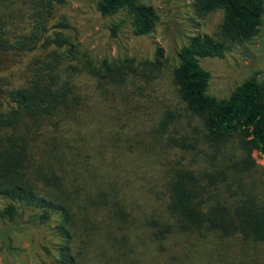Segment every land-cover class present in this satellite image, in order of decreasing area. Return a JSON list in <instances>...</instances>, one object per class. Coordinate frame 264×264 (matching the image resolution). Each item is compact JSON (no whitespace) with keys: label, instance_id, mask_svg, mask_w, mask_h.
<instances>
[{"label":"trees","instance_id":"1","mask_svg":"<svg viewBox=\"0 0 264 264\" xmlns=\"http://www.w3.org/2000/svg\"><path fill=\"white\" fill-rule=\"evenodd\" d=\"M67 1L0 0V195L40 209L41 218H58V264H264V203L245 192L243 176L255 166L253 152L264 157V80L251 76L216 99L200 66V59L259 34L264 1H194L199 17L216 11L223 17L215 36L197 34L179 49L172 80L184 125L168 112L141 127L137 153L157 165L160 189L138 235L128 230L134 217L124 181L106 163L126 153L110 131L120 122L107 113H134L126 88L134 79L115 73L106 59L94 64L54 30L63 28L50 24ZM95 6L104 18L118 17L109 24L112 38L126 25L134 36H147L159 19L144 0ZM13 69L22 78L18 86L9 82ZM187 128L200 134L195 145ZM105 137L116 152L107 151ZM200 144L209 152H199ZM201 159L206 166L195 168ZM5 211L16 214L13 206Z\"/></svg>","mask_w":264,"mask_h":264},{"label":"rangeland","instance_id":"2","mask_svg":"<svg viewBox=\"0 0 264 264\" xmlns=\"http://www.w3.org/2000/svg\"><path fill=\"white\" fill-rule=\"evenodd\" d=\"M194 1L144 0L156 9L159 19L153 32L142 37L134 36L129 25H126L117 37L112 38L109 24L117 21L118 17L100 16L96 10V0H68L58 9L56 19L50 24H62L63 28L54 30L65 33L69 37L70 48L90 57L94 64L99 66L101 60L106 59L115 73L121 71L134 79L126 87L127 94L132 96V106L127 110H134V113H107L115 122H120L113 124L110 131L118 134L120 148L126 153L118 157L116 153L111 156L109 152L107 158L111 156L114 159H107L106 163L110 164L109 170L114 172L113 178L124 181L122 192L134 217L128 230L137 235L142 234L141 216L149 217L154 212L155 194L160 189L157 165L153 166V160L146 162V158L151 157L137 153L142 139L141 127H152L168 112L178 117L177 124L175 121L177 126L179 123L184 125V108L172 80V70L179 62V49L197 34L215 36L223 17L221 11L199 17ZM67 49L64 48V52ZM159 50L160 56L157 54ZM67 59L71 61L73 58H66V62ZM154 61L159 62L158 68L149 66ZM200 66L210 74L207 92L216 99L227 98L236 86L251 76L264 80V17L259 34L250 42L228 44L222 56L200 59ZM12 72L9 82L18 86L22 78L17 70L13 69ZM186 132V136L192 139L187 140L188 144L195 145V139L200 137L197 129L187 128ZM103 142L107 151L115 145L110 137H105ZM146 142L143 144L146 145ZM197 147L199 152L202 149L209 152L202 144ZM252 159L255 166L251 173L243 172L245 179L249 176L245 192L249 194L250 191L249 195L256 196L264 203V157L253 152ZM204 161L201 159L195 168L206 166ZM8 206L15 208L16 214L12 218L5 211ZM40 212V209L26 207L0 195V264H58V247L62 243L57 228L59 220L54 216L49 220L41 218Z\"/></svg>","mask_w":264,"mask_h":264},{"label":"water","instance_id":"3","mask_svg":"<svg viewBox=\"0 0 264 264\" xmlns=\"http://www.w3.org/2000/svg\"><path fill=\"white\" fill-rule=\"evenodd\" d=\"M248 58H249V56H248ZM34 219V217L32 218V220ZM43 221H41V223H42Z\"/></svg>","mask_w":264,"mask_h":264}]
</instances>
